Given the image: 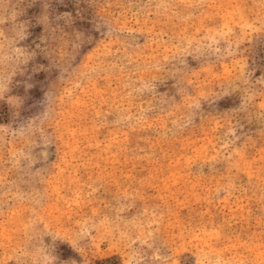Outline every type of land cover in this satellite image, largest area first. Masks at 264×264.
I'll return each mask as SVG.
<instances>
[{
	"label": "rangeland",
	"instance_id": "obj_1",
	"mask_svg": "<svg viewBox=\"0 0 264 264\" xmlns=\"http://www.w3.org/2000/svg\"><path fill=\"white\" fill-rule=\"evenodd\" d=\"M0 264H264V0H0Z\"/></svg>",
	"mask_w": 264,
	"mask_h": 264
}]
</instances>
